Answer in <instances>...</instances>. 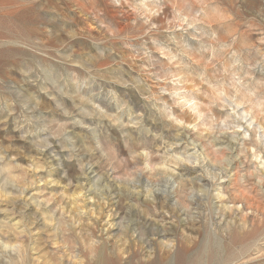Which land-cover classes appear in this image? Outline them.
<instances>
[{"label":"rangeland","instance_id":"rangeland-1","mask_svg":"<svg viewBox=\"0 0 264 264\" xmlns=\"http://www.w3.org/2000/svg\"><path fill=\"white\" fill-rule=\"evenodd\" d=\"M255 141L264 0H0V264H264Z\"/></svg>","mask_w":264,"mask_h":264},{"label":"bare ground","instance_id":"bare-ground-1","mask_svg":"<svg viewBox=\"0 0 264 264\" xmlns=\"http://www.w3.org/2000/svg\"><path fill=\"white\" fill-rule=\"evenodd\" d=\"M252 142H253V140H252ZM255 143H256V146H257V152L259 153V154H263V160H264V150L262 149V145H261V143H260V141H255ZM263 144V143H262ZM149 165V164H148ZM148 168V167H147ZM146 170V169H145ZM142 171V170H141ZM150 171V170H149ZM139 173V172H138ZM137 173V174H138ZM139 176V175H138ZM91 178V177H90ZM178 178V177H177ZM201 179H202V177H201ZM207 179V178H206ZM146 180V179H145ZM175 180V179H174ZM149 181V180H148ZM207 181V180H206ZM87 183H89L90 182V180L89 179H87V181H86ZM92 182V181H91ZM107 182V181H106ZM100 183H102V182H100ZM108 183V182H107ZM209 183V182H208ZM86 184V183H85ZM112 184V183H111ZM170 184H172V183H170ZM206 185H208L207 183H206ZM86 186V185H85ZM99 186V185H98ZM101 186V185H100ZM204 186V185H203ZM88 187V186H87ZM114 187V186H113ZM178 187V185H176L174 188H177ZM113 189V188H112ZM111 189V190H112ZM110 189H109V191L107 192V194H108V196L110 197L111 196V193H112V191H111ZM175 190V189H174ZM115 191H117V189H115ZM101 193V192H100ZM115 198V197H114ZM112 199H113V197H112ZM237 210V209H236ZM238 211H240V210H238Z\"/></svg>","mask_w":264,"mask_h":264}]
</instances>
